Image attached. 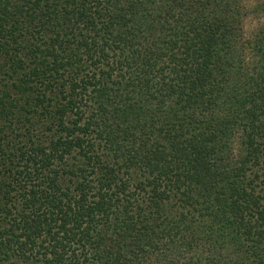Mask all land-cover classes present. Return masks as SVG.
Returning <instances> with one entry per match:
<instances>
[{
    "label": "trees",
    "instance_id": "trees-1",
    "mask_svg": "<svg viewBox=\"0 0 264 264\" xmlns=\"http://www.w3.org/2000/svg\"><path fill=\"white\" fill-rule=\"evenodd\" d=\"M243 19L0 0V264H264V21Z\"/></svg>",
    "mask_w": 264,
    "mask_h": 264
},
{
    "label": "rangeland",
    "instance_id": "rangeland-1",
    "mask_svg": "<svg viewBox=\"0 0 264 264\" xmlns=\"http://www.w3.org/2000/svg\"><path fill=\"white\" fill-rule=\"evenodd\" d=\"M244 12L243 36H251L264 21V14L256 11L258 0H241Z\"/></svg>",
    "mask_w": 264,
    "mask_h": 264
}]
</instances>
